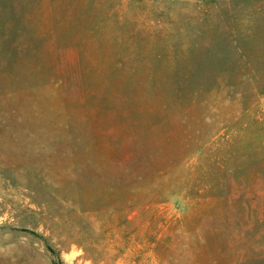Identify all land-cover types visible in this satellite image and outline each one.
<instances>
[{"label":"rangeland","instance_id":"obj_1","mask_svg":"<svg viewBox=\"0 0 264 264\" xmlns=\"http://www.w3.org/2000/svg\"><path fill=\"white\" fill-rule=\"evenodd\" d=\"M0 264H264V0H0Z\"/></svg>","mask_w":264,"mask_h":264}]
</instances>
